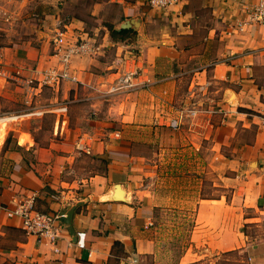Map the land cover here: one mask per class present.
Masks as SVG:
<instances>
[{"label":"crops","instance_id":"0c3cea01","mask_svg":"<svg viewBox=\"0 0 264 264\" xmlns=\"http://www.w3.org/2000/svg\"><path fill=\"white\" fill-rule=\"evenodd\" d=\"M8 1L9 12L13 5L34 2L37 9L32 16L43 25L38 31L43 38L36 44L27 42L0 51L6 69L21 79L37 78V72L55 64L50 40L62 17L70 43L89 40L99 50L91 57L72 60L78 83L51 90L55 96L49 106L66 103V116L45 112L37 129L21 122L2 136L0 264H147V258L154 255V244L145 234L152 208L159 207L152 204L153 192H146L148 187L140 184L146 156L139 151L149 144V137L157 142L164 131L183 136L195 147L199 141H211L216 151L230 149L225 162L219 156L213 184L219 190H232L230 200L222 195L199 197L190 247L247 252L246 237L223 243L213 230L220 224L224 207L241 204L245 209L264 211V25L242 31L234 28L245 14L243 9L254 0H182L161 12L139 4L92 0L91 11L79 18L74 12L67 16L62 12L67 1L73 0H23L20 5ZM111 6L119 11L120 22L112 25L114 29L132 23L133 33L123 41L112 40L106 28L111 23L102 21ZM87 21L95 24L88 27ZM0 25L10 31V18ZM128 47L135 48L138 57H127L124 66L139 69L136 82L141 89L97 99L88 86L113 80L115 57ZM14 87L22 92L27 89L20 83ZM3 89L4 97L12 96L8 83L0 82V92ZM202 105L220 107L224 114L183 116L178 128L170 127L181 112ZM46 115L52 119L51 128L42 140H36L33 132L44 131ZM240 132H249L252 140L239 141ZM85 163L98 164L101 169L91 170ZM223 168L232 176L224 177ZM116 185L123 201L114 199ZM32 194L42 213L60 214L74 207L71 228L75 236L62 229L59 254L53 253L46 239L38 243L33 236H24L19 220L6 216V211ZM114 242L122 245V255L115 253ZM248 252L251 264H264L260 245H252ZM205 256L188 248L179 264L197 263Z\"/></svg>","mask_w":264,"mask_h":264},{"label":"rangeland","instance_id":"374dc122","mask_svg":"<svg viewBox=\"0 0 264 264\" xmlns=\"http://www.w3.org/2000/svg\"><path fill=\"white\" fill-rule=\"evenodd\" d=\"M23 3V0H15ZM10 2L3 0L0 7L8 15H10V31L7 26L0 25V51L1 49L13 48L27 42L32 45L36 44L39 38L38 31L43 30L42 22H39L36 17L32 16L35 12L36 5L33 3L23 4L22 7H15L9 10L5 7ZM92 0H73L66 3L62 11L64 16L66 13L76 12L80 15L87 14L91 11L89 8ZM76 5L77 7L72 9ZM115 5V4H114ZM35 14V13H34ZM102 15V14H100ZM99 15V16H100ZM39 18L41 13L38 14ZM105 19L111 25L118 26L119 11L113 6L109 7L104 12ZM101 17V16H100ZM38 18V19H39ZM100 21V20H99ZM62 25L65 19L60 20ZM87 26L91 27L95 24L92 21H87ZM55 28V27H54ZM53 32V36H54ZM51 47L53 45L50 40ZM2 53V52H1ZM0 53V54H1ZM53 53V47H52ZM3 59L5 55L1 54ZM5 62V60H4ZM262 75V73H260ZM10 83L17 82L10 80L9 91L12 96H3L0 92V106L4 112L12 114L30 113L39 110L42 107H48L55 93L51 89H42L41 92H31L24 89H15ZM11 86V87H10ZM11 88V89H10ZM7 91V92H9ZM41 117L25 118L21 122L28 124L31 130H35L40 126ZM19 122V123H21ZM52 119L46 115L43 119L42 126L44 131H34L36 140H42L51 128ZM15 122L9 126L10 128L17 125ZM8 127V128H9ZM239 141L252 140V135L248 133H238ZM149 144L143 145L139 153L144 154L146 159L142 168V179L140 184L148 187L146 192H153L152 204L157 205L158 209L152 208L150 214L151 226L146 230V238L150 239L154 244V255L147 258V264H179L181 256L186 250L205 253V257L199 261V264H251L247 260L248 251L252 245H260L264 250V211H252L245 209L241 204L233 205V208L224 207L220 224L216 227L213 233L218 235L217 239L223 243H230L237 238L246 237L247 252L239 250V252L223 251L217 252L212 249H206L202 245L188 247L184 249L187 243L188 215L192 218L195 214V208L200 195L214 198L216 196H231L230 191H221L214 188L213 184L217 179L218 171L216 167L220 163L219 156H223L222 161L225 162V157L229 155V148L214 150L211 141H197V147L193 146L188 140H184L183 136L171 135L168 132H162L157 142L153 137H149ZM199 146V147H198ZM84 166L93 170H100L98 164L85 163ZM218 168V167H217ZM223 176H232L227 169L223 168ZM151 201V200H150ZM173 210L178 211L175 213ZM185 215V219L183 218ZM249 218H255L249 220ZM234 251V250H233ZM231 252V253H230Z\"/></svg>","mask_w":264,"mask_h":264},{"label":"built area","instance_id":"2783aa9c","mask_svg":"<svg viewBox=\"0 0 264 264\" xmlns=\"http://www.w3.org/2000/svg\"><path fill=\"white\" fill-rule=\"evenodd\" d=\"M182 0H111L116 5H131L139 4L147 7L150 10L161 12L165 11L171 6L177 5ZM243 18L238 19L234 24L235 30L242 31L244 27H255L264 25V0H254L250 6H246ZM9 16L0 9V23H7ZM64 26L59 21L55 26V33L52 39L53 56L56 61L55 64L40 70L36 73L37 78L21 79L17 72L13 73L6 69V64L2 55L0 54V82L8 83L13 80L17 83L23 84L31 92H41L42 89L56 90L64 83H78L76 77L72 73L71 63L74 58L91 57L96 55L99 47L95 42L89 40H76L70 43L67 40ZM130 59L138 57V52L135 48L128 47L126 52L115 57L113 68L111 71L115 74V78L107 83L99 84L97 86L90 85L88 89L95 93L97 99L105 100L114 96L128 94L141 89V86L136 82L141 76L139 69L126 68V58ZM204 86L207 87V84ZM207 90V89H206ZM51 113L53 115L64 117L68 113V105L66 103H54L48 107H42L39 110L24 114H12L4 112L0 106V145L2 144V136H4L8 127L15 122H21L25 118L42 117L43 114ZM216 114H224V111L215 105L205 108L203 105L196 109L186 110L181 112L178 121H172L170 127L178 128L182 117L196 118L199 116H210ZM264 124V115L262 117ZM17 124V123H16ZM8 218L18 219L21 229L26 236H33L40 243L46 239L52 246L54 254H59L57 243L60 239V233L64 226L60 223V214L42 213L36 208V195H30L16 203V207L12 211H6ZM151 226V223L148 225Z\"/></svg>","mask_w":264,"mask_h":264},{"label":"trees","instance_id":"16d2710c","mask_svg":"<svg viewBox=\"0 0 264 264\" xmlns=\"http://www.w3.org/2000/svg\"><path fill=\"white\" fill-rule=\"evenodd\" d=\"M74 14H75L76 18L81 17V15L79 13H77V11L76 12L74 11ZM106 28L109 31V35H110V37H111L112 40H121V41H123L124 39L130 37V35L133 33L130 29L116 30V29H114V27L112 25H106ZM224 177H228V176H224ZM226 190H228V189H224V188L221 189V191H226ZM229 191L232 192V190H230V189H229ZM224 197H225V200L227 202L230 200V196H224ZM200 198H202V199L203 198H208L209 199V197L204 196L202 194L200 195ZM173 211L175 213H178V211H176V210H173ZM185 215L187 216L188 214H183L184 220H186L185 219L186 218ZM188 218L189 219L186 220V221L188 223L187 233L189 235L187 236V243H186V246L184 247V249H187L191 245V242H190V234H191V232H192V230L194 228V218H193V216L191 218L190 215H188ZM23 235L26 236L25 233H24V231H23ZM113 247H114V249H116V250H114L115 253H117L119 255H122L123 254L122 253V245L119 242H114ZM231 252H239V250H234V251H231ZM193 264H199V262L193 263Z\"/></svg>","mask_w":264,"mask_h":264},{"label":"water","instance_id":"95a60500","mask_svg":"<svg viewBox=\"0 0 264 264\" xmlns=\"http://www.w3.org/2000/svg\"><path fill=\"white\" fill-rule=\"evenodd\" d=\"M131 22H125L120 25V28L118 30H125L129 29L131 27ZM114 199L117 201H123L122 195L120 193V187L118 185L115 186V191H114ZM74 211V207H70L67 209H64L63 211L60 212V223L67 228V231L69 232L71 237H74V232L71 228V219H72V214ZM128 264V263H127Z\"/></svg>","mask_w":264,"mask_h":264},{"label":"bare ground","instance_id":"6f19581e","mask_svg":"<svg viewBox=\"0 0 264 264\" xmlns=\"http://www.w3.org/2000/svg\"><path fill=\"white\" fill-rule=\"evenodd\" d=\"M121 195H122V191H120ZM123 198V197H122Z\"/></svg>","mask_w":264,"mask_h":264}]
</instances>
